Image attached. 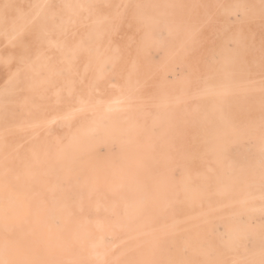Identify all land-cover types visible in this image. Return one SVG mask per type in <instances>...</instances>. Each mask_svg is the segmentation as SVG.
Returning <instances> with one entry per match:
<instances>
[{
  "label": "rangeland",
  "instance_id": "1",
  "mask_svg": "<svg viewBox=\"0 0 264 264\" xmlns=\"http://www.w3.org/2000/svg\"><path fill=\"white\" fill-rule=\"evenodd\" d=\"M76 141L100 142L112 171L146 156L150 183L172 185L143 213L157 264L189 251L207 264L221 242L228 261L264 264V0H0V165L59 204L70 186L56 167ZM186 188L206 191L202 206ZM105 214L78 212L85 228L117 227ZM118 237L104 239L112 258ZM1 241L0 264H102L97 239Z\"/></svg>",
  "mask_w": 264,
  "mask_h": 264
},
{
  "label": "bare ground",
  "instance_id": "2",
  "mask_svg": "<svg viewBox=\"0 0 264 264\" xmlns=\"http://www.w3.org/2000/svg\"><path fill=\"white\" fill-rule=\"evenodd\" d=\"M226 94L228 95V93ZM116 102L114 101V103ZM105 107L107 108V106ZM112 108L110 109L112 110ZM115 109H118V105ZM106 118L109 119L108 116ZM87 133L89 132L87 131ZM110 135V133H105V137ZM99 143L94 141L86 144L76 141L69 150L70 154L59 160L56 167V175L60 176L65 180L66 185L70 186L68 190L66 189L62 193L63 199L59 204H46L41 198L34 197V195L30 194L31 184L29 182L23 185L18 175L8 171L6 166L0 165V246L2 248H7L4 246V242L1 241L7 237L15 239L14 245H19V240L21 239H37L40 236H48L50 238L63 236L69 243L85 237L89 240L97 239L100 241L96 255L102 261V264H157L154 261V251L157 249L156 241L159 238V230L152 228L147 233L148 235L145 236L144 225L149 223L151 218L150 215H143V213L150 206L162 202L164 200L162 194L169 190V186L172 187V185L164 181L163 178L157 177H155L153 184L150 183L151 175L145 169L148 163L146 162V156L138 159L130 157L119 162L125 168V171L110 170L109 160L96 156L95 149ZM258 144L260 145V143ZM146 151L148 150L144 148L141 152ZM127 166L130 167L131 171H126ZM26 176L28 178V174ZM29 179L32 178L29 177ZM258 180L261 179L258 178ZM73 184L79 187L76 188ZM187 192L194 193L193 195L189 193L183 199L187 206H202L205 201L206 191H191L187 189ZM179 200V198H176L174 201L179 203L181 202ZM2 202H5L6 206L4 208ZM84 208L106 211L105 216L110 214L111 223L118 226L106 228L104 224L107 222L99 220L94 228H85L84 225L88 223V220L78 215V212ZM121 208H126V216L124 218L119 213ZM248 209L252 210L253 207L250 206ZM232 218L234 217L232 216ZM209 219L205 215L203 220L208 222ZM56 220L64 223L65 226L60 229L54 227ZM134 223L138 225L134 230L125 227V225L129 226ZM121 224H124V226ZM107 235L119 236V243H123L116 255L113 256L114 258L110 256L109 249L104 243ZM218 245L220 246H210L206 252L205 261L207 264H242L233 261V259L227 260V256L232 255L234 249L232 242H221ZM66 254L69 255L70 253L66 252ZM194 257L195 252L189 251L176 259L180 264H194Z\"/></svg>",
  "mask_w": 264,
  "mask_h": 264
}]
</instances>
